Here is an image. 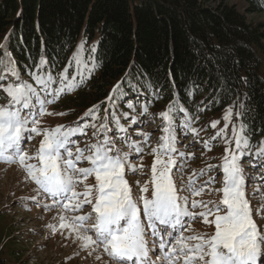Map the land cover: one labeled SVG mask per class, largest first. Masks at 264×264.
Masks as SVG:
<instances>
[{"label":"trees","instance_id":"obj_1","mask_svg":"<svg viewBox=\"0 0 264 264\" xmlns=\"http://www.w3.org/2000/svg\"><path fill=\"white\" fill-rule=\"evenodd\" d=\"M242 1L244 10L227 0H0V60L7 42L16 62L10 82L34 84L41 58L53 74L75 75L79 54L95 68L65 95L80 109L77 118L98 106L91 120L108 113L109 130L118 132L113 116H132L131 102L161 118L179 115V131L230 107L250 144L264 152V22L248 20L264 15V0Z\"/></svg>","mask_w":264,"mask_h":264},{"label":"snow or ice","instance_id":"obj_2","mask_svg":"<svg viewBox=\"0 0 264 264\" xmlns=\"http://www.w3.org/2000/svg\"><path fill=\"white\" fill-rule=\"evenodd\" d=\"M74 63L75 75L67 70L53 74L44 68L46 60L41 58L37 65L40 70L33 73L32 79L42 93L33 84L17 80L15 84L3 88L11 104L0 107V162H18L26 174V180L33 181L39 191L64 209L79 212L84 205H91L92 211L87 215L75 216L72 224L65 223V218L61 217L60 229L75 231L85 249L90 245L102 246L115 264H153L149 240L154 248L158 245L161 250L168 251L167 264H174L181 258L183 264H264V233L258 230L252 219L244 191L240 159L245 151L251 154V144L243 133V126L240 132L233 130L236 151L229 147V154L223 159L220 202L194 199L190 202L188 195L180 193L191 190L193 195L199 196L209 183L215 182V178L199 188H195L194 182L177 187L172 169L178 167L177 159L184 157V153L177 151L175 128L170 115L165 113L162 118L169 123L163 132L167 135L162 137L164 149L153 152L155 161L151 168V195H148V185H144L134 197L132 186L126 179V170L137 174L139 169L132 163L131 153L116 148L108 135L98 138L96 144L81 149L72 137L84 135L83 130L78 132L76 129H86L88 121L83 126L68 129L57 126L41 130L38 127L39 117L51 114L46 112V105L82 86L86 74L90 76L95 68L94 64L90 66L86 61L81 62L79 54ZM81 66L84 67L83 72L79 70ZM119 95L117 92V98ZM109 100L112 101L111 96ZM127 107L134 110L136 105L127 102ZM180 111L183 112V109ZM231 112L229 108L226 123L231 121ZM143 113L147 115V106L143 108ZM96 115L95 110H89L88 120ZM122 116L129 124L137 123L128 112ZM113 123L117 125V131L127 137L129 130L120 124L115 115ZM91 126L95 128L94 124ZM107 130L105 124V133ZM33 134L43 139L36 155L30 156L24 142L30 141ZM219 135L226 138V130ZM227 143L230 145L231 141ZM132 148L137 154H142L139 143H134ZM260 155H264V152L257 153L258 157ZM33 159L38 163H29ZM83 162L90 166L79 167ZM179 168L182 175L183 165H179ZM209 168L211 170V166ZM89 177H94V185L85 183ZM136 183L139 184V181ZM80 185L84 186L85 191H76ZM35 203L40 206L39 199ZM44 207L47 210L49 206ZM191 209L203 210L194 212ZM196 217H201L206 225H214V233L185 237L186 218L190 222ZM209 217L213 219L209 220ZM52 231L56 229L53 227ZM82 231L91 234H81ZM192 241L195 243H190Z\"/></svg>","mask_w":264,"mask_h":264},{"label":"rangeland","instance_id":"obj_3","mask_svg":"<svg viewBox=\"0 0 264 264\" xmlns=\"http://www.w3.org/2000/svg\"><path fill=\"white\" fill-rule=\"evenodd\" d=\"M203 1L209 3L211 6H215L221 2V0ZM227 1L229 4H237L241 10L246 8V3L242 0ZM248 20L254 23H262L264 22V15H248ZM78 50L82 53L81 45H79ZM11 66L7 68L5 66L4 69L7 70ZM15 74L16 72H13V76ZM2 75L4 76L5 73ZM260 75L264 79V66L260 70ZM6 79L0 82V107H9L11 104L3 88L7 87L8 84L15 83H11L10 80ZM25 84L32 83L27 82ZM33 86L38 89L37 86L39 85L33 84ZM65 95H61L56 102L46 105V112L51 114L40 116L38 127L41 130H50L57 126L68 129L76 128L77 125L83 126L85 121H88L89 126L86 129H76L78 132L83 130L85 134L73 136L72 140L81 149H85L92 144H96L98 138H103L105 134L108 135L115 143L116 148L131 153L132 163L139 169L137 174L126 170V179L132 186L133 196L135 197L138 194L139 188L144 185H148V195L150 196L152 190L151 168L155 161L153 152L157 149H164L162 137L167 134L163 132V128L169 121L164 120L163 122V118L159 116L160 111L157 112L159 115L154 114L150 110L151 107L148 106V113L145 115L143 108L146 105L138 104L134 110H131V115L135 117L137 123L127 126L129 130L127 137L124 133L109 130V127L107 133H105L104 125H108L110 121L108 113L105 114L104 121L99 122L88 120V115L85 117L84 113L82 117L77 118L74 115L80 109L72 102L73 99L65 98ZM97 107L92 109L96 110L98 109ZM229 108L216 114L207 115L205 121L196 126L187 127L182 124L178 128L179 131H175L174 133L177 141V151L184 153V157L177 159L178 167L172 169L173 179L177 187L179 188L181 185L186 186L190 182H194L195 188H199L210 179L215 178V182L209 183L199 196L193 195L191 190L180 193L181 195H188L190 202L194 199L203 202L219 203L222 199V191L220 190L223 186V159L229 154V147H231L233 152L236 151L233 130L235 129L237 132H240L242 126L239 114L232 108L231 121L225 122ZM165 113L168 112L166 111ZM75 120L79 123L74 124ZM119 120L123 126L128 123L126 120L120 118ZM179 120V115L175 116L174 119L171 118L172 125L173 123L178 125ZM93 124L95 128L91 126ZM225 130L226 138L219 135ZM42 139V136L33 134L30 141L26 140L24 142L30 156L36 155ZM227 141H231V144L229 145ZM134 143H139L142 146V154H137L133 150L132 145ZM73 147L75 148V145ZM257 151L258 149L251 145V154L248 151L243 152L240 164L245 180V197L251 207L252 219L258 230L264 233V161L259 162L256 160L255 155L259 153ZM29 163L38 162L33 159ZM243 164L246 166H242ZM179 165H183L182 175L179 174L181 172ZM78 166L89 167L90 165L87 162H83ZM209 166H211V170ZM137 181H139V184L136 183ZM85 183L87 185H94V177H89ZM76 191L83 192L85 188L83 185H80ZM36 199H39L40 206H37L35 203ZM44 205L49 206L47 210H45ZM191 210L199 212L203 209ZM91 211V205H84L83 209L79 212H73L70 209L62 208L59 204H54L46 194L38 190V186L33 181L30 179L26 180V174L18 162L12 164L0 162V264H115V261L104 252L102 246L90 245L85 249L83 241L77 239L75 231L68 228L60 229L59 227L61 217L65 218V223L72 224L75 222V216L87 215ZM212 219L213 217H209V220ZM53 227L56 229L55 232L52 231ZM185 227L187 229L184 231L185 237L203 234L211 235L215 231L214 225L204 224L201 217H196L195 220L190 222L186 218ZM81 234L91 233L82 231ZM93 238L95 239L94 236ZM190 243L194 244L195 241ZM156 247L158 248L155 253L158 258L156 264H167L168 251H165L164 261L161 249L158 245ZM14 250L18 252V255H11ZM174 264H183V259L175 261Z\"/></svg>","mask_w":264,"mask_h":264},{"label":"bare ground","instance_id":"obj_4","mask_svg":"<svg viewBox=\"0 0 264 264\" xmlns=\"http://www.w3.org/2000/svg\"><path fill=\"white\" fill-rule=\"evenodd\" d=\"M7 53H9L8 51H7ZM6 58H8V60H6ZM9 59H11L8 55L5 57V59L3 60V66H2V68H1V71H0V77L1 78H4V76L2 75L3 73H8L9 71H10V69L12 68V66H13V60H12V62H11V60H9ZM6 60V61H5ZM5 61V62H4ZM11 63H12V66H11ZM5 66H6V68L7 67H9V66H11L10 68H8L7 70L6 69H4L5 68ZM3 69H4V71H3ZM6 70V71H5ZM3 71V72H2ZM2 73V74H1ZM154 248V247H153ZM163 251V250H162ZM150 258H151V260L153 261V264H156V261H157V256L155 255V253H154V251H152V250H150ZM164 261H165V259H164Z\"/></svg>","mask_w":264,"mask_h":264}]
</instances>
